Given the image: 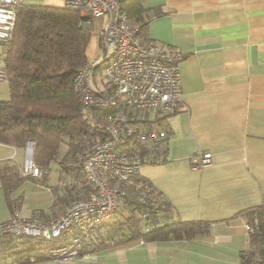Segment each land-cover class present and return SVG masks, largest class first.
<instances>
[{
	"label": "crops",
	"instance_id": "obj_1",
	"mask_svg": "<svg viewBox=\"0 0 264 264\" xmlns=\"http://www.w3.org/2000/svg\"><path fill=\"white\" fill-rule=\"evenodd\" d=\"M143 6L146 41L181 53V92L170 112H135L147 128L169 136L160 144L165 152L149 155L139 174L170 205L172 218L206 222L205 236L238 251L240 264V253L256 246L244 229L247 211L259 208L264 220V0H144ZM102 19L93 21L87 58L95 53ZM198 150L211 152L212 163L191 170ZM27 154L26 147L0 143V167L15 165L23 178L8 200L0 184V221L13 212L56 217L74 196L86 193L72 186L77 169L61 162L53 176L50 168L43 178L22 175ZM139 243L150 252L178 246L177 240Z\"/></svg>",
	"mask_w": 264,
	"mask_h": 264
},
{
	"label": "trees",
	"instance_id": "obj_2",
	"mask_svg": "<svg viewBox=\"0 0 264 264\" xmlns=\"http://www.w3.org/2000/svg\"><path fill=\"white\" fill-rule=\"evenodd\" d=\"M143 1L121 0V6L127 15L128 23L136 27L138 34L146 40L147 13ZM81 21L78 9L63 5L21 3L16 9L12 39L1 61L9 97L0 100V143L25 147L26 143L31 141L33 161L48 170L63 142L71 146L70 152L74 157L76 151L86 142L104 138L107 133L98 122L110 112L119 110L138 128L146 127L144 123L147 121L139 120L134 111L124 107L96 110L92 117L87 116L81 106L73 79L76 70L90 61L86 56V48L93 32V23L87 27ZM102 62H105L104 58ZM96 68L97 65L94 66L95 70ZM101 78L100 84H93L92 81L91 83L99 87L104 83V78ZM94 118H97V121ZM125 149L137 150L143 147L140 143L129 141ZM164 150L159 144L154 152ZM70 167L77 168L74 165ZM74 179L81 181L84 192L92 190V186L80 176L78 169ZM22 180L15 165L5 164L0 167V184L7 200L10 189ZM146 211L150 213V223L141 216V213ZM254 214L257 217V226L249 233V237L251 243L256 246L255 249L240 253L241 263L244 264L251 263L252 252L253 256L262 253L260 243L264 241V220L261 210L254 208L247 211L248 223H252ZM125 223L128 226L124 227ZM110 224H119L117 230H120V234L127 230L130 239L142 238L144 241L190 239L196 234L207 232L206 222L172 218L170 205L139 172L130 177L115 217L98 227L90 238L82 243L80 249L90 252L105 247L103 229ZM4 238L0 248L6 245L7 248L21 246L16 253L25 256L24 252H31L30 256L38 258L46 256L48 246L60 241L11 234H6ZM99 242L103 244L99 246ZM244 252L248 254L246 259L243 258Z\"/></svg>",
	"mask_w": 264,
	"mask_h": 264
},
{
	"label": "built area",
	"instance_id": "obj_3",
	"mask_svg": "<svg viewBox=\"0 0 264 264\" xmlns=\"http://www.w3.org/2000/svg\"><path fill=\"white\" fill-rule=\"evenodd\" d=\"M21 3L23 0H0V81L5 80L1 61L12 39L16 9ZM62 5L78 9L81 22L87 27L95 19L103 18L95 32L105 50L101 71L104 83L99 87L91 83L95 69L90 61L76 70L73 79L87 116L92 117L96 110L121 107L134 112L149 110L158 115L176 107L181 92L179 51L163 49L141 37L137 28L128 23L121 0H63ZM102 122L107 135L83 148L77 157L80 176L88 181L92 190L74 196L58 216L49 219L23 217L13 212L8 219L0 221V243L6 234L48 241L59 239L48 246L46 253L72 260L81 251L82 243L115 217L130 177L138 174L143 163L150 162L149 155H153L157 145L165 146L169 136L164 130L138 128L119 110L107 114ZM129 141L140 143L144 150H126ZM25 147L31 155L23 161L22 174L43 178L49 170L33 161L31 141ZM211 163V152L198 150L190 169L200 170ZM59 184L64 186L66 182L60 180ZM72 186L83 189L79 179H74ZM149 215L148 211L141 213L150 223ZM256 226L254 219L252 223H245L244 229L250 233ZM260 247L262 253L252 257L249 264H264V241ZM247 255L244 252L243 258Z\"/></svg>",
	"mask_w": 264,
	"mask_h": 264
},
{
	"label": "rangeland",
	"instance_id": "obj_4",
	"mask_svg": "<svg viewBox=\"0 0 264 264\" xmlns=\"http://www.w3.org/2000/svg\"><path fill=\"white\" fill-rule=\"evenodd\" d=\"M104 53L105 50L97 44L94 55L88 57L93 66H98L91 78L93 84L99 83L98 81L102 77L101 71L104 63L102 62ZM8 97V84L5 81H0V100L8 99ZM94 120L97 121V118H94ZM98 123L102 126V118L99 119ZM93 142H86L82 145L76 151L74 157H72L70 152L72 151L71 146L63 142L59 147L56 159L50 163L49 168L52 176L56 172L58 162L69 167L74 165L78 169V154L83 148ZM254 219L257 220L255 214L252 217V222ZM118 225L110 224V226L107 225L103 229V233H105V247L90 252L82 249L72 260L59 259L47 253H45L46 256L38 258L33 255L30 256L31 252H24V256V254L16 253V250L18 251L22 248L21 246L7 248L6 245L4 248H0V264H156L157 262L167 263L170 260L172 262L178 261L182 264H238L239 261L238 251L229 249L222 242L210 241L205 236V232H201L203 235H200L201 233L196 234L190 239H176L178 246L174 250H170L171 252L167 249L163 251L158 249L150 252L145 250L142 243H139L144 241L142 238H139V240L130 239V234L127 230L123 234H120L118 232L120 230H117ZM126 225L125 223L124 227ZM130 225H134V223H130ZM102 244L99 242V246ZM99 246L95 247L98 248ZM95 247L93 248L96 249ZM254 256L252 252L250 257Z\"/></svg>",
	"mask_w": 264,
	"mask_h": 264
},
{
	"label": "water",
	"instance_id": "obj_5",
	"mask_svg": "<svg viewBox=\"0 0 264 264\" xmlns=\"http://www.w3.org/2000/svg\"><path fill=\"white\" fill-rule=\"evenodd\" d=\"M30 155H31V154H30V152L28 151V154H27V156H28V157H30Z\"/></svg>",
	"mask_w": 264,
	"mask_h": 264
}]
</instances>
